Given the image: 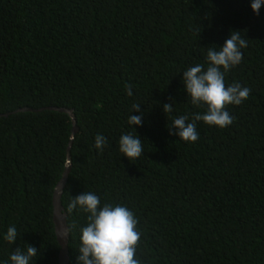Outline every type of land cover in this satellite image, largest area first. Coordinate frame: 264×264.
<instances>
[{
  "label": "trees",
  "instance_id": "1",
  "mask_svg": "<svg viewBox=\"0 0 264 264\" xmlns=\"http://www.w3.org/2000/svg\"><path fill=\"white\" fill-rule=\"evenodd\" d=\"M251 2L0 0V114L68 109L78 127L60 198L68 264H78L87 214L67 208L83 192L132 211L141 264H264V6L254 14ZM233 31L248 44L225 85L249 97L226 106L231 125L196 122L199 139L181 141L169 134L173 119L206 111L187 97L182 73L206 69L207 48ZM141 114V126L127 123ZM71 128L66 113L47 109L0 117V264L26 245L37 249L30 264H58L52 199ZM127 133L143 142L136 160L119 152Z\"/></svg>",
  "mask_w": 264,
  "mask_h": 264
},
{
  "label": "clouds",
  "instance_id": "2",
  "mask_svg": "<svg viewBox=\"0 0 264 264\" xmlns=\"http://www.w3.org/2000/svg\"><path fill=\"white\" fill-rule=\"evenodd\" d=\"M262 6L264 0H252L250 5L254 14H259ZM240 33L230 32L221 48H207L206 69L203 64H196L182 73L187 97L193 105H204L206 111L203 114H192L191 120L188 115L174 118L172 126L168 127L170 135L191 143L199 139L196 122L221 129L233 123L234 117L226 110V106L240 105L248 99L251 91L235 82L225 85L226 73L240 64L243 57L241 49L248 44V40L242 38ZM126 88L127 95L132 96V85H126ZM139 107V104H133L132 111H138ZM162 111L171 113L173 106L164 104ZM142 115L129 116L127 123L130 126H141ZM106 143L103 135L95 136L96 149L103 150ZM119 152L129 161L136 160L144 153L143 142L135 133L123 134L119 139ZM68 166L66 162V168ZM74 210L87 214L86 226L79 229L78 264H141L136 258L141 233L137 230L138 221L132 211L120 204L105 203L101 206L100 198L92 192H83L71 198L67 211ZM3 239L10 245L16 242L17 229L14 225L8 228ZM36 255L37 249L31 245H26L24 250L16 247L9 261L10 264H30Z\"/></svg>",
  "mask_w": 264,
  "mask_h": 264
},
{
  "label": "water",
  "instance_id": "3",
  "mask_svg": "<svg viewBox=\"0 0 264 264\" xmlns=\"http://www.w3.org/2000/svg\"><path fill=\"white\" fill-rule=\"evenodd\" d=\"M47 110H52V111H58V112H63L66 113L72 122V128H71V135H70V141L68 143L67 147V164L69 165L65 168L62 174V177L58 184L56 185L53 193V224H54V231L56 235V240L58 242V245L60 247L59 254H58V264H68L69 263V256H68V238H69V232L68 228L66 225V220H65V214L63 212V208L60 202L61 194L62 191L65 187V184L67 182V176L70 170V148H71V143L73 141L74 135L78 132V127L76 126V121L74 119L73 113L71 110L68 109H58L54 107L46 108ZM44 108L42 109H28V108H23V109H18L14 112L11 113H6V114H0V117H6L14 113H19V112H41L43 110H46Z\"/></svg>",
  "mask_w": 264,
  "mask_h": 264
}]
</instances>
